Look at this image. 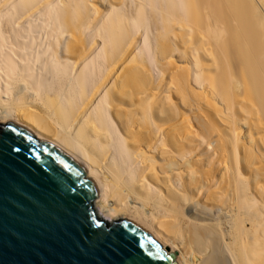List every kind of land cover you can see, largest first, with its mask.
<instances>
[{"label": "bare ground", "instance_id": "6f19581e", "mask_svg": "<svg viewBox=\"0 0 264 264\" xmlns=\"http://www.w3.org/2000/svg\"><path fill=\"white\" fill-rule=\"evenodd\" d=\"M133 1L123 22L5 0L0 124L70 151L101 183L96 217L144 223L176 264H264V0Z\"/></svg>", "mask_w": 264, "mask_h": 264}, {"label": "water", "instance_id": "95a60500", "mask_svg": "<svg viewBox=\"0 0 264 264\" xmlns=\"http://www.w3.org/2000/svg\"><path fill=\"white\" fill-rule=\"evenodd\" d=\"M33 133L0 124V264H176L144 223L99 220L100 181Z\"/></svg>", "mask_w": 264, "mask_h": 264}, {"label": "rangeland", "instance_id": "374dc122", "mask_svg": "<svg viewBox=\"0 0 264 264\" xmlns=\"http://www.w3.org/2000/svg\"><path fill=\"white\" fill-rule=\"evenodd\" d=\"M95 2L97 4H99L101 6V9H103V10L108 8V6H110V5H113L114 9H115L113 13L118 14V20L123 21V22L127 21V19L129 18L130 15L134 14L133 16H135L138 13L139 6L141 5L140 2H138V1L134 2L133 0H95ZM4 4H5V0H0V22L2 23V26L3 25L7 26V27L4 26L5 28H7L6 29V36L7 37H11L14 34L13 30L10 29V27L12 28V22H11L12 16L10 17V16H8V14H11L9 12L12 11V7L6 8L7 5H6V7H4L5 6ZM10 8H11V10H10ZM151 13H153V12H151ZM149 15H150L149 13H146V18L149 20L148 22H149V25H150V30H149L150 33H149V35H150V37H154V36H156L158 34L159 31H156V28H155L156 19L151 17V16H149ZM8 18H10V22H9ZM8 22L11 25L6 24ZM11 32H12V34H11ZM156 42L159 43V45L157 44V46H155ZM162 44L169 45V44H172V43H171V40L168 37H165V38L164 37H159L157 39V41L152 39L151 47L153 48L155 54H148V53L145 54V53H143V55L144 56L145 55H148V56L149 55H151V56L152 55H159L160 47H161ZM142 48H146V50H148V45H146V43L144 42ZM174 56L178 57V52H175ZM157 57L159 58V56H157ZM150 63H151V65L148 66V67H149V69H153L152 62L150 61ZM99 218H101V217H99ZM177 264H180V263L178 262Z\"/></svg>", "mask_w": 264, "mask_h": 264}]
</instances>
